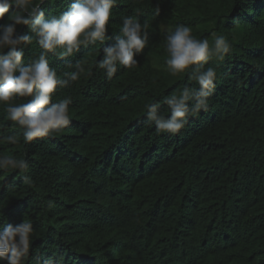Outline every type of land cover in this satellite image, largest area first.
<instances>
[{
  "label": "trees",
  "instance_id": "obj_1",
  "mask_svg": "<svg viewBox=\"0 0 264 264\" xmlns=\"http://www.w3.org/2000/svg\"><path fill=\"white\" fill-rule=\"evenodd\" d=\"M72 2L46 5V15ZM113 13L106 45L120 15L135 14L151 25L150 47L134 70L108 80L93 68L59 90L56 100H73L62 132L0 143V153L28 161L33 181L0 170V223L32 221L28 264H264V0H120ZM161 23L186 24L197 38L215 31L232 44L230 56L212 62L218 81L208 110L175 136L158 135L144 108L192 83L165 70ZM38 53L27 46L23 59ZM98 53L82 46L72 58L50 54V66L59 74ZM4 117L0 106V131L19 133Z\"/></svg>",
  "mask_w": 264,
  "mask_h": 264
},
{
  "label": "clouds",
  "instance_id": "obj_2",
  "mask_svg": "<svg viewBox=\"0 0 264 264\" xmlns=\"http://www.w3.org/2000/svg\"><path fill=\"white\" fill-rule=\"evenodd\" d=\"M57 0H0V106L5 119L20 132L0 131V143L30 145L44 138H52L70 123V95L55 97L59 90L70 88L82 76L99 70L112 80L121 68L134 70L140 65L137 57L150 47V27L147 20L120 15L119 34L110 39L108 25L113 8L120 0H73L66 10L46 15V5ZM10 9L12 10L10 12ZM160 9H155L159 16ZM7 17V19H5ZM18 26H26L27 34H20ZM164 41L167 58L165 70L173 77L187 76L192 82L166 95L162 100L144 105L146 120L157 134L178 135L185 129L189 118L209 108V99L218 81L217 68L212 62H222L231 55L232 44L225 35L210 33L211 39L197 38L186 24L158 25ZM37 46L27 62L23 59L27 46ZM102 48V58L89 62L77 59L68 63L69 71L58 74L50 66V54L59 59L75 57L81 47ZM24 101V102H18ZM165 105L167 114L161 110ZM0 170H16L28 186L33 181L29 163L11 153H0ZM48 207H52L49 202ZM0 217H3L0 213ZM3 220V219H0ZM35 229L31 220L20 223H0V264H28ZM63 258L47 257L39 264H62Z\"/></svg>",
  "mask_w": 264,
  "mask_h": 264
}]
</instances>
